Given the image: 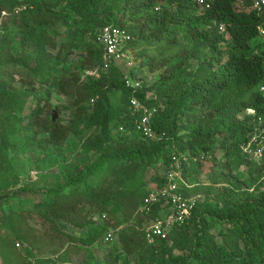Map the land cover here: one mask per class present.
Returning a JSON list of instances; mask_svg holds the SVG:
<instances>
[{"label":"trees","instance_id":"trees-1","mask_svg":"<svg viewBox=\"0 0 264 264\" xmlns=\"http://www.w3.org/2000/svg\"><path fill=\"white\" fill-rule=\"evenodd\" d=\"M203 1L0 0V11L12 12L13 26L33 38L39 37L43 46L56 47L53 38L58 32H63L72 44L90 38L87 60L98 67L103 61V50L97 44V35L102 27L114 25L130 33V47L138 49L143 67L161 71L158 81L149 87L142 78H137L143 82L141 92H155L166 105L155 118L154 127L161 138L157 141L146 137L140 142L132 139L139 134L135 133L134 118L129 112L127 75L115 66L99 79L88 77L90 90L81 85L83 79L77 72L58 79L56 86L73 97L76 107L68 125L43 119L45 108L41 105L33 110L34 122L49 133L50 143L62 145L70 135L81 136L90 124L100 122L96 115L88 119L89 100L99 103L107 120L111 93L120 90L126 93V103L118 118L99 142L97 160L69 182L75 188L71 192L43 191L46 194L42 208L45 215L50 213L47 219L51 220L60 211L65 216L80 207L82 210V202L74 192L81 187L85 190L87 201L99 209L89 217L83 240L87 245L103 241L113 231L103 219L108 216L109 200L99 196V188L91 185L92 180L104 175L113 177L118 174L116 170L129 168L138 159H149L150 163L162 159L167 168L174 156L186 154L192 159L184 172L189 182L208 162L221 170L208 183H191L193 187L186 189L187 196L206 197L195 208L192 219L176 227L169 239H156L148 245L159 243L166 249L173 242L163 264H264V182L256 186L261 176L253 179V174H262L264 167L251 170L250 177L240 171L247 159L241 148L259 128L258 118L264 116V95L260 91L264 85V45H252L264 34V8L252 9L250 0ZM221 25L225 26L224 32ZM59 58L57 55L55 61ZM2 92L6 97L11 95ZM250 109L255 113L249 114ZM115 129L117 135L113 134ZM110 148L118 151L110 153ZM216 152L223 159H217ZM164 181L163 175L160 184ZM218 185L222 188L218 189ZM146 187L141 182L133 191L142 195L133 212L141 220L153 221L162 212L160 205L148 215L139 213L147 195ZM21 190L40 193L29 187ZM218 224L227 228L216 234L213 230ZM182 230L184 233L177 236ZM114 232L113 240L117 231Z\"/></svg>","mask_w":264,"mask_h":264},{"label":"rangeland","instance_id":"rangeland-1","mask_svg":"<svg viewBox=\"0 0 264 264\" xmlns=\"http://www.w3.org/2000/svg\"><path fill=\"white\" fill-rule=\"evenodd\" d=\"M12 17L8 9L0 11V264H163L173 242L166 249L159 243L150 247L148 244L156 242L150 243L145 231L151 220H141L133 212L136 202L142 197L133 191L141 182L147 184L146 194L161 185L166 171L162 159L153 163L149 159H138L129 168H118V174L113 177L104 175V178L92 180L91 185L99 188V196L109 200L106 202L108 216L105 220L110 230L117 231L114 240H99L90 245L83 241L89 217L99 209L87 201L82 187L74 192L82 202V210L80 207L65 216H61L63 212L60 211L52 216L57 218L47 219L50 213L45 215L42 208L46 194L43 191L71 192L75 188L69 182L97 160L99 142L118 118V112L126 103V93L123 90L111 93L110 117L107 120H104L99 103L93 104L89 100L90 103H86L88 119L90 115H96L100 122L90 124L81 136L70 135L62 145L50 143L49 133L34 122L33 110L41 105L45 108L43 119L51 123H70L76 110L73 97L62 93L56 84L58 79L69 78L77 72L83 79L81 85L90 90L87 79L91 76L87 71L97 67L87 60L90 51L87 46L92 39L72 44L63 32H58L53 38L56 47L43 46L39 37L33 38L13 26ZM252 45H264V34ZM128 48L131 54L127 62L132 65L119 62L114 66L125 75L142 78L148 87L155 84L161 71L152 72L143 67L137 56L138 49ZM57 55L60 58L55 61ZM3 90L13 96L6 97ZM162 98L167 100L165 96ZM111 116H114L112 120ZM113 134H118L116 129ZM132 139L145 141L140 135H134ZM109 151L118 150L110 148ZM216 155L217 159H223L220 152ZM242 155L247 159L243 160L240 171L247 177H250L251 170L264 167V157L257 160L243 152ZM212 165L211 162L204 164L188 182L208 183L221 170V167ZM260 176L256 186L264 182V170L262 174H253V179ZM26 187L40 193L21 190ZM217 187L221 189L222 185ZM226 228L227 225L218 224L213 232L218 234ZM183 233V230L179 231L177 236Z\"/></svg>","mask_w":264,"mask_h":264},{"label":"built area","instance_id":"built-area-1","mask_svg":"<svg viewBox=\"0 0 264 264\" xmlns=\"http://www.w3.org/2000/svg\"><path fill=\"white\" fill-rule=\"evenodd\" d=\"M200 2L204 3L203 0ZM250 2L252 9L260 11L264 8V0H250ZM220 29L224 32L225 26L221 25ZM131 41L132 36L126 29L114 25L102 27L97 35V44L103 50V61L101 65L88 70L87 73L91 77L99 79L103 74L108 73L116 63L123 62L125 65L131 66L132 63L127 62L131 54L128 48ZM126 86L130 93L128 96L129 112L134 118L135 133L150 140H160L154 125L156 116L166 109L165 103L160 102L158 95L153 91L146 92V94L141 92L143 82L140 79L127 75ZM260 91L264 95V85ZM248 112L249 114L255 113L253 109ZM258 123L259 128L255 130L252 138L242 146L241 150L244 155L261 160L264 157V116L258 118ZM120 130L123 131V128ZM191 160L186 154L174 156L166 168L164 183L152 188L143 200V205L139 209L141 214L148 215L157 205L162 207L159 217L146 225L145 231L150 243L156 239H169L171 232L176 227L183 226L192 219L195 208L204 200L201 195L187 196L185 193L186 189L193 187V184H190L184 176ZM105 218L104 216L103 219ZM114 235L115 232L110 231L103 240L111 241Z\"/></svg>","mask_w":264,"mask_h":264},{"label":"clouds","instance_id":"clouds-1","mask_svg":"<svg viewBox=\"0 0 264 264\" xmlns=\"http://www.w3.org/2000/svg\"><path fill=\"white\" fill-rule=\"evenodd\" d=\"M251 6V5H250Z\"/></svg>","mask_w":264,"mask_h":264}]
</instances>
